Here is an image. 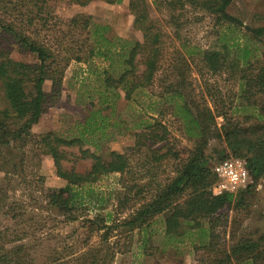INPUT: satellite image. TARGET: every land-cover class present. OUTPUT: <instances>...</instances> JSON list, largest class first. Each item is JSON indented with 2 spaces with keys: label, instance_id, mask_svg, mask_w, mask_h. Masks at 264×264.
<instances>
[{
  "label": "trees",
  "instance_id": "1",
  "mask_svg": "<svg viewBox=\"0 0 264 264\" xmlns=\"http://www.w3.org/2000/svg\"><path fill=\"white\" fill-rule=\"evenodd\" d=\"M53 1L0 0V170L6 177H24L25 165L31 157L51 155L56 173L66 185L48 189L42 185L41 192L47 209L57 211L70 221L78 219L77 208L93 195L91 188L86 190L87 185L103 176L120 174L123 191L117 196L118 207L130 212L119 224L110 223L101 214L88 218L91 231H103L101 243L83 251L78 264H114L119 250L109 239L118 226L131 233L137 231L142 240L140 249L153 255V249L157 248L151 244L152 234L148 235V229L161 214H165V238L185 237L189 229L207 231L209 241L193 246L197 252L203 251L200 264H231L233 259L238 264L257 263L264 258L259 243L261 237L255 240L249 234L244 235L228 249L218 241L217 234V229L229 222L227 208L240 211L254 204L257 184L264 177V52L260 58L246 43L233 44L232 52L231 46L224 43L222 51L205 50L200 54L203 64L213 74L226 68L239 74V103L235 110L241 116L232 115L229 106L215 104L212 109L205 101L192 96L185 82L165 84L162 96L180 98V107L173 113L184 123L187 135L195 143L186 157L168 146L169 129L162 119L154 118L137 124L141 130L135 133L132 154L113 150L104 158L84 148L79 137H63L55 132L35 135L32 129L48 108L58 102L72 61L86 64L88 72L99 81L98 86L87 91L86 98L92 108L98 105L100 108H94L87 116L84 130L92 134L103 128L108 120L102 114L103 109L115 108L122 97L131 101L138 92L154 84L164 59V33L157 20L150 18L147 0H129L134 28L142 32V40L112 35L108 25L94 22L90 14L62 18L54 12ZM72 1L86 6L94 0ZM105 1L116 4L122 0ZM232 1L153 0L157 6L165 5L173 13L188 2L213 15L219 25L243 29L251 34L249 38L245 35L249 41L252 38L261 41L264 26H245L230 13ZM14 47L34 55L36 61L14 58ZM96 58L103 66L96 64ZM183 61L176 60L172 66L175 71L186 69ZM47 81H51L50 91L45 90ZM95 95H100L98 104L94 102ZM217 117L224 120L221 126ZM213 140L225 142L228 149L219 153L218 162L229 157L247 160L254 182L236 200L232 193H213L218 181L214 166L218 162L213 165V155L207 152ZM161 144L163 146L158 147ZM74 146L79 147L77 159L91 160L88 170L79 171L75 163L66 165L72 154L68 148ZM141 152H146L144 163L137 165L139 161L132 162V157ZM165 159L176 160L177 164L172 176L160 179L157 168ZM0 202L3 213L18 226L34 219L33 214L18 213L5 197L0 198ZM204 221L208 222V227L203 226ZM239 224V218L234 217V234ZM29 234L27 227L7 226L0 231V264H35L31 247L25 243Z\"/></svg>",
  "mask_w": 264,
  "mask_h": 264
},
{
  "label": "rangeland",
  "instance_id": "2",
  "mask_svg": "<svg viewBox=\"0 0 264 264\" xmlns=\"http://www.w3.org/2000/svg\"><path fill=\"white\" fill-rule=\"evenodd\" d=\"M147 2L150 18L157 20L164 33V59L154 84L138 92L131 101L122 97L117 101L115 108L103 109L102 114L108 117L107 124L90 134L84 130L86 118L94 108L98 109L100 106L92 108L86 96L88 90L99 85V81L94 74L88 72L86 64L72 61L63 79L61 96L33 127L32 132L35 135L55 132L63 137H79L83 140L84 148H89L105 158L113 150L132 154V147L136 143L135 133L141 130L137 124L160 118L169 129L168 146L186 157L188 150L195 143L187 135L184 123L173 113V110L180 107L181 100L178 97L162 96L165 84L173 81L185 82L186 90L192 92V96L201 102L205 101L212 109L215 108V104L219 107L229 106L232 115L241 116V113L235 110L239 103L237 99L240 88L239 74L230 68L213 74L203 64L200 54L205 50L222 51L224 43H228L234 52L233 44L246 43L252 46L253 53L261 58L264 52V36L261 41H255L253 38L249 41L245 35L247 34L249 38L250 33L234 26L219 25L213 15L188 2L175 13L165 5L157 6L153 0ZM52 5L54 12L62 18L68 19L78 13L90 14L94 22L108 25L112 35L129 40H142V32L134 28V15L129 9V0H122L116 4L94 0L86 6H80L72 0H54ZM229 11L245 26L255 28L264 26V0H233ZM12 56L26 62L36 61L34 55L21 52L17 47L13 48ZM177 59L184 60L183 67L186 69L182 72H177L172 67ZM95 62L103 66L99 58H96ZM45 90H51V81L45 83ZM99 97L100 95L94 97L97 104ZM217 122L221 126L224 120L217 117ZM160 146L163 145H158ZM68 150L72 154L71 161L66 163L67 166L75 163L79 171L90 168V159L76 158V155L80 154L78 146L69 147ZM223 151L228 152L225 142L214 140L210 142L207 152L213 155L211 159L213 165L218 162L219 153ZM145 154L146 152H141L133 155L132 162L136 163L138 160L137 165L143 164ZM29 160L30 162L25 165L24 177L20 175L6 177L0 170V198L5 197L18 213L33 214L34 219L18 226L3 213L5 210L0 204V231L7 226L27 227L30 234L25 243L31 247L35 264H78V258L83 251L101 243L103 231H91L92 225L87 219L101 214L108 218L110 223L119 224L130 212L126 209L122 211V208L118 207L117 196L123 191L120 174H109L87 185L86 190L91 188L93 195L90 199H85L84 205H78V219L70 221L57 211L47 209L49 207L41 192L42 185L47 189L66 185V181L56 173L52 156L41 155L38 158L31 157ZM176 164V160L165 159L157 168L158 178L172 176ZM253 182L252 178L250 184ZM246 188L232 192L234 199H238ZM226 212L229 213L230 219L227 224L217 229L218 241L229 249L235 241L249 234L255 240L261 237L259 243L263 252L264 177L257 184L253 205L240 211L234 210L233 207L227 208ZM27 217L29 216L26 215ZM234 217H238L240 222L235 234L232 228ZM164 220L165 214L157 216L152 227L148 229V235L150 232L152 234L151 244L157 248L153 249V255H147L140 249L142 240L137 231L131 233L118 226L109 239V242L115 243L119 250L114 264H200L203 251L197 252L193 246L194 243L203 244L209 241L207 231L189 229L188 237L165 238ZM203 226L208 227V222L204 221ZM181 238L184 239L182 242ZM262 254L264 256V252ZM258 262L264 264V258ZM258 262L248 261L243 264ZM231 264L238 263L233 259Z\"/></svg>",
  "mask_w": 264,
  "mask_h": 264
},
{
  "label": "built area",
  "instance_id": "3",
  "mask_svg": "<svg viewBox=\"0 0 264 264\" xmlns=\"http://www.w3.org/2000/svg\"><path fill=\"white\" fill-rule=\"evenodd\" d=\"M214 172L218 177L212 189L216 195L246 188L252 182L247 160L242 157H229L218 162Z\"/></svg>",
  "mask_w": 264,
  "mask_h": 264
}]
</instances>
